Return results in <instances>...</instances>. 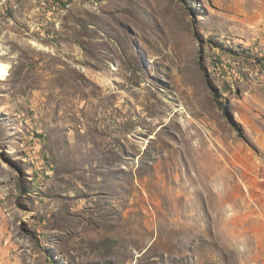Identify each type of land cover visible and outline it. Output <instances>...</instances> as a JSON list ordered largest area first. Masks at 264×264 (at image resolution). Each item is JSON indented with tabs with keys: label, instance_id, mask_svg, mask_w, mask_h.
I'll use <instances>...</instances> for the list:
<instances>
[{
	"label": "rangeland",
	"instance_id": "obj_1",
	"mask_svg": "<svg viewBox=\"0 0 264 264\" xmlns=\"http://www.w3.org/2000/svg\"><path fill=\"white\" fill-rule=\"evenodd\" d=\"M0 53V241L264 264V0H0Z\"/></svg>",
	"mask_w": 264,
	"mask_h": 264
},
{
	"label": "crops",
	"instance_id": "obj_2",
	"mask_svg": "<svg viewBox=\"0 0 264 264\" xmlns=\"http://www.w3.org/2000/svg\"><path fill=\"white\" fill-rule=\"evenodd\" d=\"M24 249L15 242L0 241V264H32L31 256L27 259L23 257Z\"/></svg>",
	"mask_w": 264,
	"mask_h": 264
},
{
	"label": "bare ground",
	"instance_id": "obj_3",
	"mask_svg": "<svg viewBox=\"0 0 264 264\" xmlns=\"http://www.w3.org/2000/svg\"><path fill=\"white\" fill-rule=\"evenodd\" d=\"M1 54V53H0ZM8 72L5 67H0V76L4 77V75H7ZM146 148L144 145L142 146V149Z\"/></svg>",
	"mask_w": 264,
	"mask_h": 264
}]
</instances>
